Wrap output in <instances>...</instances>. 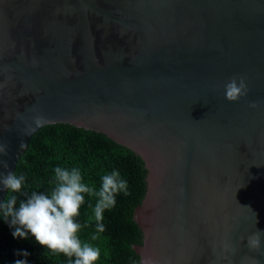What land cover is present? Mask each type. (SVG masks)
Here are the masks:
<instances>
[{"label":"water","instance_id":"obj_1","mask_svg":"<svg viewBox=\"0 0 264 264\" xmlns=\"http://www.w3.org/2000/svg\"><path fill=\"white\" fill-rule=\"evenodd\" d=\"M57 123L144 159L141 261L264 264V0H0V172Z\"/></svg>","mask_w":264,"mask_h":264},{"label":"trees","instance_id":"obj_2","mask_svg":"<svg viewBox=\"0 0 264 264\" xmlns=\"http://www.w3.org/2000/svg\"><path fill=\"white\" fill-rule=\"evenodd\" d=\"M58 166L68 170L78 168L82 182L96 190L101 186L102 176L113 170L127 181L129 195L118 193L115 206L104 211L102 233L96 231L93 212L96 197L84 194L85 203L76 218L82 225L79 238L99 248L100 257L94 264H141L135 246L143 244L144 231L135 214L147 191L148 169L144 159L104 133L68 123L47 125L32 137L18 162L15 174L25 177L21 193L16 194L18 204L33 191L50 192ZM10 195L7 193L5 200ZM10 220L0 214V264H15L18 259L26 260L27 264H68L65 255L52 253L30 233L27 238L13 237ZM24 251L29 255L24 256Z\"/></svg>","mask_w":264,"mask_h":264},{"label":"clouds","instance_id":"obj_3","mask_svg":"<svg viewBox=\"0 0 264 264\" xmlns=\"http://www.w3.org/2000/svg\"><path fill=\"white\" fill-rule=\"evenodd\" d=\"M225 98L236 101L247 94V84L244 77H232L224 85ZM256 107L255 103L250 105ZM44 117L37 116L34 122L40 126ZM24 147L23 144L20 145ZM7 155V146L0 143V166L7 168V162L3 156ZM81 171L78 168L70 170L62 167L54 169V178L50 192L43 193L33 191L26 199L19 200L17 193H21L25 177L17 176L14 172L7 174L0 172V189H7L12 195L0 203V210L5 219L11 218L10 226L14 227L13 237L27 238L30 233L37 243L46 247L52 253L63 254L68 258V264H94L100 257L99 248L93 247L87 242L81 241L79 232L82 225L76 218L80 215V208L85 203V195L95 196L93 208L96 221V231L102 233L105 226L102 223L104 211L111 209L116 204V195L123 192L129 195L128 183L120 178V173L113 170L101 178L99 190L82 182ZM18 204V206H17ZM91 208L92 205H89ZM260 231L248 237L250 248L260 247ZM93 240L96 236L92 237ZM18 255L21 253H17ZM24 256L29 253L24 251ZM74 258V259H73ZM15 264H27L26 260H16ZM141 264H154L151 258L141 261Z\"/></svg>","mask_w":264,"mask_h":264}]
</instances>
